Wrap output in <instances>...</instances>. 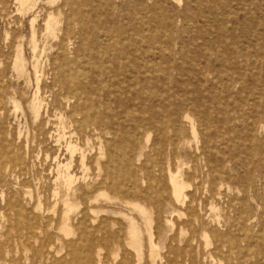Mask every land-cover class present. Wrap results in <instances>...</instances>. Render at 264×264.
<instances>
[{"label":"rangeland","instance_id":"1","mask_svg":"<svg viewBox=\"0 0 264 264\" xmlns=\"http://www.w3.org/2000/svg\"><path fill=\"white\" fill-rule=\"evenodd\" d=\"M33 1L35 5L32 11H28V7L23 5L21 0H0V92L4 91V95L0 96V136L7 142L16 144V154L25 167L23 175L19 169L10 167L0 170V264H123L126 252L134 254L135 249L112 247V243L110 245L105 241L103 233L92 232V235L94 233L98 236V240H93L94 235L89 239L82 238V222L89 220V224L91 221H96L90 224L93 225L91 230L94 231L96 227H105L110 233H114L117 228L113 227L111 221H120L123 226H127L129 217L137 221L142 230L144 238L142 250L145 256L142 264H147L149 248L146 220L129 203L133 199L127 198V200L120 193L115 192V194L114 191L108 192L109 190L102 189L92 195L93 205L87 208L78 199L72 200L71 204L66 206L62 202L56 203L51 197L56 187L61 193L65 190L66 169L61 168L59 174V163L54 159L58 147L50 136L46 137L45 144H40L43 136L38 135L34 129L35 119L26 115L31 111L32 103L30 102L33 99L43 104L42 116L47 119L49 115L46 109L53 95L50 88L45 86L52 85L51 69L53 57L57 53L55 45L59 39H47L41 37V34L37 35L40 54L36 59L37 63L33 57L31 36L35 30L40 31L44 28L45 20L53 13L63 21L59 31L60 38L66 26L68 8L61 7L64 0ZM73 1L78 7L79 21L75 28L76 35L68 44L67 54L71 60L78 57L77 63L72 67L84 70L86 72L84 79L89 88L96 87L86 94L87 98L94 101L105 99L106 89L98 90L97 88L101 86L94 84L98 71L95 54H98L99 50L105 46L119 43L121 40L125 42L130 40L139 42L143 49L141 52L143 54L139 58L137 92H149V94L156 92L166 96L190 99L189 107L193 105L192 102L198 100L203 106L196 109L194 113L200 119L204 118L205 108L210 107L209 121L212 125H209L212 128L204 131L202 127H199L197 135L187 129L190 145L185 148L187 154L181 152L176 166L182 169L181 178L187 184L185 189L188 198L187 206L162 202L160 208L154 203H143L147 214L151 217L153 232H159L157 235L160 236L157 239L161 254L158 264H174L176 251L185 250L188 238L191 235L194 236L185 225V221H188L191 215H195L194 221L205 223L203 232L208 237L194 236L196 241L193 240L192 245L197 264H264V0ZM35 16L37 19L33 22L32 19ZM154 40L159 42L150 48L149 44ZM50 42L53 43L50 44ZM19 50L23 51L22 57L26 62V70L23 74L17 70L15 62ZM151 64L158 69L155 78H149L143 72L142 66H152ZM200 72L201 75L198 74ZM129 74L123 76L120 81H128ZM111 90L116 91V86H111ZM123 91H125L123 96L129 97V100L136 96L127 88H123ZM147 96L144 98L150 99ZM111 97L114 106H117L121 96L116 92ZM246 106L252 107L253 110L245 109L248 114H243L242 110ZM132 109L131 106L129 110ZM116 111L118 117L115 119L121 125L122 121L126 120L125 114L123 109ZM242 121H246V124L242 125ZM252 123L257 126H253ZM216 130L220 131L219 135L222 133L230 137L228 144L232 146V149L226 152V156L233 161L229 165L239 176L240 182L242 180V184L246 185L245 178L255 177L249 192L247 212L249 219L244 225L238 224L236 219L239 216H236L235 211L227 206L229 197L234 195L243 197L236 187L241 185L239 181L233 180L235 186L225 184L222 189L225 194L223 199L215 201L210 198V193L205 187H199L200 189L196 190L195 183L198 184L200 181H194L189 176L195 166L190 156L194 148L201 147L203 138L207 135H212V140H215ZM128 132L133 133L134 130L131 129ZM141 132L143 130L137 133ZM150 133L152 136L143 143L142 147L145 154L154 155L153 145L158 140V134L154 129ZM172 134L171 129L169 135ZM98 143L100 140L94 139L90 147L98 148ZM236 143L246 146L238 148L235 146ZM210 144L212 145V141ZM61 157L60 161L63 165L70 161L69 154L66 152L62 154L61 151ZM142 158L141 161L136 162L137 166H141L147 159L145 156ZM69 171L67 174L69 172L72 176L74 175L73 191H77L81 186L89 189L87 185L91 181L92 170L84 172L72 165ZM58 174L60 180L55 183ZM155 174L159 178L158 170ZM140 176L145 177L144 172H140ZM27 184L28 187H26ZM142 186L145 189L147 183L145 182L144 185L143 182ZM166 188L165 195L170 197L171 187L168 178ZM17 192L22 195L28 193L34 196V199L38 193H42L41 203L37 202V199L31 204L27 203L25 214L30 216H27L26 220H18L15 217L12 219L9 216L6 201ZM193 199V206L190 208L189 203ZM236 205L240 208V202ZM160 210H163V213ZM213 227L227 236L218 249ZM34 229H38L39 232ZM243 231L245 235L241 233ZM232 238L237 239L239 248L230 250L227 247L230 244L225 242ZM41 260L42 263H40ZM183 260L186 262L185 258Z\"/></svg>","mask_w":264,"mask_h":264},{"label":"bare ground","instance_id":"2","mask_svg":"<svg viewBox=\"0 0 264 264\" xmlns=\"http://www.w3.org/2000/svg\"><path fill=\"white\" fill-rule=\"evenodd\" d=\"M21 1L23 5L28 7L27 9L28 11L33 9L32 7L35 5V2L33 0H21ZM62 6L68 8V12H67L66 26L64 29V33L60 38H59V31L61 30V23L63 21L60 19V17L53 15V13H51L45 20L44 28L40 31L35 30L33 32V35L31 36L32 37L31 45L33 47L32 51L35 60L40 56L38 52V44H37L38 34H41V37L47 39H59L57 41L58 43L55 45V47L57 48V53L53 57L54 61L52 63V69H51L53 72L52 85L45 86L50 88L53 95V99L48 103L46 109L47 114L49 115L47 116V119L44 116H42L41 106H43V104L41 105L40 103L33 101L34 99L32 100V102H30L32 103L31 104L32 106L30 107L31 111L26 115L27 117L32 116V118L35 119V120L33 119L34 129L37 131L38 135L43 136V139L40 140V144H45L46 137L50 136V138L54 140L55 146L58 147L54 159L55 161H57V163H59V170H60V171L58 170L59 174L61 173L62 170L61 168L64 167L66 169V175L64 180V182L66 183V187H64L65 190L63 191V193H61L60 189L56 187L55 193L51 197H53L52 199H54L56 203L62 202L66 206L70 205L72 200L78 199L81 200V203L84 204L87 208L93 205L94 200L92 195L102 189L109 190L108 192L114 191L113 193L115 192L120 193L121 195L124 196L125 199L127 198L133 199V201H130L129 203L133 205L135 209L138 212H140V214H142L146 220L145 223L147 226L148 248H149L147 254V264H158V259L161 256V254L159 253L158 250L160 243L157 242L158 241L157 239H159L160 236L157 235L159 232L157 233L153 232L151 217L147 214L146 209L143 206V203L145 204L154 203L155 206L160 208L162 202H173L174 204L183 207L187 204L188 198L185 193L187 184L184 182V179L181 178L182 169H180L179 166L176 168V166L178 165V159L181 156V152L187 154L185 148L189 147L190 145V140L187 137V129L189 130V132H192L195 135H197L199 132L198 130L199 127H202L204 131H208L212 128V126H210L212 124L209 121L211 118L210 116L211 112L209 111L210 107L207 106L205 108L204 118L200 119L197 118L196 114L194 113L196 109L203 106L200 104V101L198 100L192 102L193 105L189 107L191 101L190 99H181L178 96L176 97L166 96L165 94H159L156 92H152L151 94H149V92H143V93L137 92L136 87L138 86V84L136 83L138 80V76H137L138 68H140L139 58L140 55L143 54L141 53L143 49L139 42L130 41V40H128L127 42L121 40L119 43L105 46L102 48V50H99L98 54H95L94 58H95V62H97L98 71L94 79L95 80L94 84L97 85L99 84V86H101L97 88L98 90L102 91L103 89H106L105 99L100 101H94L92 99L87 98L86 94L90 93L92 90H94L93 88L96 87L89 88L88 83L85 82L84 79L86 77V72L84 70H79L77 67H72V65H75L77 63L78 57H75L73 60H71L67 54L68 44L70 43L71 39L76 35L75 28L79 21L77 18L78 7L76 2H74L73 0H64V3L63 5H61V7ZM212 9L213 8H211L210 10ZM36 19L37 17L35 16L34 19H32L33 22H35ZM204 25H208V24H204ZM223 29L224 28H222V30ZM158 42L159 41L154 40L151 44H149V47L150 48L154 47ZM51 43L53 42H50V44ZM77 52L79 54V50ZM22 55H23V51L19 50L15 62H16L17 70L23 74L26 70V62L25 59L22 57ZM36 61L38 63V60ZM197 65L198 64H196V66ZM129 67H132L131 70L130 69L127 70V68ZM142 67L144 69L143 71L144 74L149 78H155L157 76L156 72H158V69L154 65L142 66ZM126 74H129L130 76L129 80L120 81V79ZM198 74L201 75V72ZM203 76L205 77V75ZM77 80L79 81L75 82ZM111 86H116L117 90L112 92ZM123 88H127L128 91L134 92L133 95L136 96L132 97L131 100H129L128 99L129 97L123 96L125 94ZM3 92H0V96L4 95ZM116 92H118V95L121 97H119L120 100L118 101L117 106H114L111 96ZM148 94L149 97L147 96ZM144 96H147L150 99H145ZM216 100L217 99H215V101ZM131 106L133 107L132 109L133 111L129 110ZM119 109H123V112L125 114L124 117L126 119L122 121L123 124L121 125H119V121H116L115 119V117H118V113L116 110ZM245 109L253 110L252 107L246 106L242 110L243 114H248L247 112H245ZM137 112L138 114H136ZM241 124L242 125L246 124V121H242ZM252 125L257 126L255 123H252ZM49 126L51 127L48 128ZM131 129L134 130L133 132L134 134L128 132L131 131ZM153 129L155 132H157L159 136V137L157 136L158 140H156L153 145L154 155L150 153L145 154L142 145L145 141L147 142L150 139V137L152 136L150 132ZM171 129L173 134L169 135ZM139 130H143V132L138 134L137 132ZM216 132H217V136L216 137L213 136L215 140H212L213 139L211 138L212 135L210 136L207 135L205 136V138H203L204 140L203 144L202 145L199 144L201 145V147L196 146L194 148V151L190 156L193 158V161L195 162V166L193 168L192 174H190L189 176L194 181L196 180L200 181V183L197 182L199 185L195 183L196 190L205 187L209 191L210 198L212 200L220 201L223 199L225 195L222 190L224 185L230 184L235 186L233 184V180L235 179L240 182V178L237 175V173L234 171L233 167L229 165V163H232L233 161L226 156V152L232 149L231 148L232 146L228 144V138L230 137H227L222 133L221 135H219L220 133L219 130H216ZM251 137L253 136L251 135ZM94 139L100 140V143H98L99 144L98 148L95 146L94 147L91 146L92 148L90 147ZM211 141H212V145L210 144ZM252 142L254 141L252 140ZM235 146L240 148V146H246V145L236 143ZM16 150H17V146L14 142H9V141L7 142L4 137L2 138L0 136V170L2 171L6 167H10L12 169H19L20 173L23 175L25 173V167H23V165L20 163L21 161H19L18 159ZM61 151L62 154H64V152H66V154H69L70 161L67 160L68 161L67 164L63 165L62 162L60 161V159L62 158ZM143 156L147 158L146 161H144L141 166H137L136 162L141 161L143 159L142 158ZM72 165H74V167L84 172L85 171L89 172V170H92V174H91L92 178L87 185L88 186L87 188L89 189H84L85 187L81 186L78 188L77 191H73L72 183L74 180V175L72 176L71 173H69L70 172L69 169H71ZM156 170H158L159 172L160 175L159 178L155 174ZM67 171H69L68 174ZM140 172H144L145 177H141ZM59 174L55 180V183H57L60 180ZM167 178L169 179V184L171 187L170 197L168 196L166 197L165 195V193L167 192V188H166ZM254 179L255 177L253 176L245 178L246 185H243L242 184L243 181L241 180L240 182L241 185L236 187L239 193L243 195V197L239 198V196L234 195L232 197H229L227 201V206L235 211L236 216H239L236 220L238 221V224L240 223L241 225H244L249 219L247 216V212L249 210L248 199L250 197L249 192L253 187ZM143 182L144 185L145 182L147 183V187L145 189L142 186ZM190 186L191 185H189V187ZM26 187H28V184ZM41 194L42 193H38L37 197H35V199H37L36 201L39 203H41L40 202ZM35 199L34 196L30 194L28 195V193H26V195H22L18 192L15 193L12 197L9 198V200L6 201V205L9 210V216L12 219L15 217L18 220H26L28 216L25 214L27 208L26 205L27 203L31 204V202H33V200ZM193 202L194 199L191 200V203H189L190 208L191 206H193L192 204ZM237 202H240V208L237 207L236 205ZM71 213L72 212H70V214ZM67 217L68 216H66V218ZM50 218H52L51 215ZM189 218L190 219L188 221H185V225L189 228V231H191V233H193L194 236L200 235V237L208 238L203 232L205 229V223L203 221H194L193 218H195V215H191L189 216ZM179 219H181V217ZM34 221L35 220H33V222ZM88 221L83 220L82 222L83 225L81 232L82 238L89 239V237H92L94 233L96 234L103 233L105 235L104 238L105 241L110 245L112 243V247H117L118 249H124V248L135 249L136 252L134 254L126 252V256H124L123 264H142V261L145 260V256L142 250L143 242H144V238L142 236V230L139 227L138 222L135 221L132 217H129L127 226H123L120 221H111L113 227L117 228V231H115L114 233H110V231L105 227H100V228L96 227L97 229L95 228L93 231L91 230V227L93 225L90 224L96 221L93 222L91 221V223L89 224ZM106 227L110 228L108 225H106ZM34 230H37L39 232L38 229H34ZM92 232H94L93 235ZM213 232L215 235L214 237L218 242L217 244V249H218L219 245L225 240V237L227 236L226 234H222L215 227H213ZM241 233H244V231ZM261 233H263V231H261ZM194 236L191 235L190 238H188V243L185 250L176 251L177 253H176L175 262H173L174 264H187V261L188 264H197L196 258L193 254V245H192L193 240H195ZM93 237H95L93 240H98L97 239L98 236L94 235ZM92 243L95 244L94 241H92ZM225 243L230 244L229 246H227L230 248V250H232L233 248H239V243L237 239L232 238L230 241H226ZM207 244L209 243L207 242ZM67 249L69 248L67 247ZM184 258L186 259V262H184L183 260ZM42 260L40 263H42Z\"/></svg>","mask_w":264,"mask_h":264}]
</instances>
